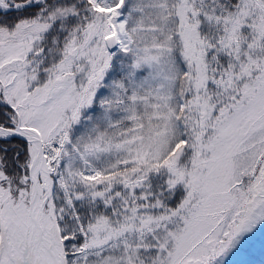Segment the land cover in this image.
<instances>
[{"label": "snow or ice", "instance_id": "obj_1", "mask_svg": "<svg viewBox=\"0 0 264 264\" xmlns=\"http://www.w3.org/2000/svg\"><path fill=\"white\" fill-rule=\"evenodd\" d=\"M258 250L264 0H0V264Z\"/></svg>", "mask_w": 264, "mask_h": 264}, {"label": "rangeland", "instance_id": "obj_2", "mask_svg": "<svg viewBox=\"0 0 264 264\" xmlns=\"http://www.w3.org/2000/svg\"><path fill=\"white\" fill-rule=\"evenodd\" d=\"M243 261L247 264H264V250H258L254 256L251 257H241Z\"/></svg>", "mask_w": 264, "mask_h": 264}]
</instances>
